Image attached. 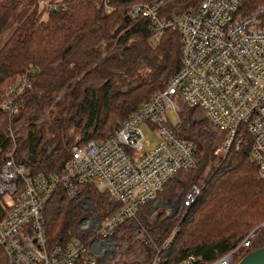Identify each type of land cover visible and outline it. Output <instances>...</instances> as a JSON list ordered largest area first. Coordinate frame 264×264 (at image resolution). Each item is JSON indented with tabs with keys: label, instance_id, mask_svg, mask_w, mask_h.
Here are the masks:
<instances>
[{
	"label": "trees",
	"instance_id": "16d2710c",
	"mask_svg": "<svg viewBox=\"0 0 264 264\" xmlns=\"http://www.w3.org/2000/svg\"><path fill=\"white\" fill-rule=\"evenodd\" d=\"M46 1L65 8L45 14L39 0H0V34L9 27L0 45V95L27 70L32 72L26 75L30 88L20 95L18 111L8 116L0 110V158L13 150L14 162L30 175L60 172L71 145L103 141L180 68L176 31L153 37L141 21L126 18L132 4L151 0ZM156 1L163 4L162 14L170 16L199 0ZM240 2L243 15L261 9L264 25V0ZM183 109L177 136L193 147L197 165L173 176L158 199L185 193L197 182L200 194L180 222L160 215L146 230L155 249L177 231L170 247L159 253V264H176L187 254L206 264L231 252L256 228L248 246L233 254L235 264L264 247V180L244 146L217 159L215 132ZM88 193L98 211L113 210L102 193ZM62 200L58 197L42 210L50 242L72 235L81 215L73 203ZM141 248L144 262L155 257V249ZM0 264H7L1 251Z\"/></svg>",
	"mask_w": 264,
	"mask_h": 264
},
{
	"label": "built area",
	"instance_id": "2783aa9c",
	"mask_svg": "<svg viewBox=\"0 0 264 264\" xmlns=\"http://www.w3.org/2000/svg\"><path fill=\"white\" fill-rule=\"evenodd\" d=\"M38 4L45 14L65 8L46 0ZM162 6L151 0L134 3L126 11L128 20L141 21L153 37L165 31L178 34L180 68L161 90L103 141L71 145L58 173L30 175L23 164L14 162L13 150L0 158V250L7 264H101L113 251L114 230L149 206H154L151 211L163 207L169 218L182 216L199 196L200 185L192 184L165 203L158 200L173 176L197 165L193 147L177 136L179 104L198 112L215 132L217 159H223L231 148L237 151L244 146L256 164L258 178L264 180L262 10L243 15L240 0H200L178 15L165 16ZM29 72L0 95V110L8 116L18 111L20 95L30 88ZM143 129L158 135V142L148 151H143ZM91 191L102 193L113 210L96 213ZM57 195L73 202L83 215L72 235L50 242L41 214ZM176 233L173 229L154 248L150 264H159V253L170 247ZM252 236L249 233L237 248L248 246ZM237 248L206 264H234ZM176 264L199 263L187 254Z\"/></svg>",
	"mask_w": 264,
	"mask_h": 264
},
{
	"label": "rangeland",
	"instance_id": "374dc122",
	"mask_svg": "<svg viewBox=\"0 0 264 264\" xmlns=\"http://www.w3.org/2000/svg\"><path fill=\"white\" fill-rule=\"evenodd\" d=\"M104 1H107V0H104ZM8 28L9 27L6 26L0 34V45L3 43V41L6 39V36L8 35L7 34L9 32ZM178 107H179V113H180V110L181 111L184 110L183 109L184 106L182 104H179ZM184 108L186 109V107H184ZM191 119L201 120L202 117L198 112H193L191 114ZM71 133H72V131H71ZM143 134H144V140H145V144L143 145V151H148L158 142V135L156 132H150L146 129H143ZM218 143H219V141L216 140L215 145L217 146ZM216 146H215V148H216ZM197 184L200 185V187H202V185L199 182H197ZM58 197H62V199H63L61 204H63V201H70V200L65 199V197L62 195H57L56 197H54L49 202H53V200H56ZM169 199H172V198H169ZM173 199H174V197H173ZM158 200L165 203L167 198H164V199L162 198V199H158ZM71 203H73V202H71ZM151 207H152V205L149 206L147 209H144L142 212H140L134 220L127 221V222L121 224L122 226L119 225L116 228V230L117 229L118 230L117 231L115 230L113 237L111 238V241L114 243L113 251L108 257L102 259L101 264H150L151 263V261L153 260L152 257H151L152 260L150 259V261L144 262L145 255L143 254V250L141 247L142 246H149L152 248L151 250L153 253L156 245L153 244L151 238L149 237L148 231L146 230L147 227H145V226L146 225L147 226L152 225L155 222V220L157 219V217H159L160 215L166 219L178 220L179 222L181 221V219L183 217V214H182V216H178L176 218H169V217H166V214H165L163 207L153 209V211H151V209L154 206L152 208ZM95 211H96V213H101L103 215L106 212V211L100 212L96 208H95ZM80 214L83 215V212L81 211ZM254 229H256V228H254ZM253 231L254 230H252V232ZM127 235H129V236H127ZM248 235L249 234H247V236ZM238 245H237V247H238ZM237 249H236V251H237Z\"/></svg>",
	"mask_w": 264,
	"mask_h": 264
},
{
	"label": "water",
	"instance_id": "95a60500",
	"mask_svg": "<svg viewBox=\"0 0 264 264\" xmlns=\"http://www.w3.org/2000/svg\"><path fill=\"white\" fill-rule=\"evenodd\" d=\"M262 225H264V223ZM236 264H264V247L249 252Z\"/></svg>",
	"mask_w": 264,
	"mask_h": 264
}]
</instances>
